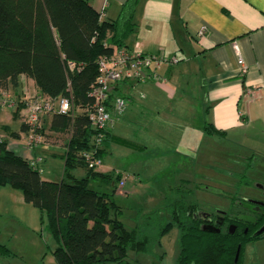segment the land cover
Here are the masks:
<instances>
[{
    "label": "trees",
    "instance_id": "obj_1",
    "mask_svg": "<svg viewBox=\"0 0 264 264\" xmlns=\"http://www.w3.org/2000/svg\"><path fill=\"white\" fill-rule=\"evenodd\" d=\"M139 2L127 0L118 17L107 20L89 0H0V90L17 89L21 76H26L40 94L70 97L74 104L69 114L51 115V128L69 134L62 177L43 179L41 170L11 150L8 140L2 138L0 187L20 190L24 201L45 216L47 228L59 242L53 252L56 264H132L130 251L151 252L174 225L180 230L177 264H243L246 244L264 237V232L254 234L264 218L251 223L228 216L219 232H208L197 215L198 203L177 191L178 196L164 209L144 214L142 221L128 227L114 199L121 174L89 168L81 156L91 148L94 135L84 108L93 103L89 92L99 75L98 59L110 55L113 46L125 45L134 31ZM27 130L23 123L20 132ZM204 131L225 135L211 123L205 124ZM11 136L20 135L12 132ZM108 143L139 152L145 149L109 131L103 146ZM103 152L102 147L99 156ZM76 168H84L85 175L76 176ZM232 223L237 226L234 233L229 231Z\"/></svg>",
    "mask_w": 264,
    "mask_h": 264
},
{
    "label": "crops",
    "instance_id": "obj_2",
    "mask_svg": "<svg viewBox=\"0 0 264 264\" xmlns=\"http://www.w3.org/2000/svg\"><path fill=\"white\" fill-rule=\"evenodd\" d=\"M126 1L109 0L104 19L115 20ZM89 2L100 12L105 0ZM134 23V31L123 46L133 48L139 44L144 52L175 55L180 59L176 65L161 66L155 78L126 82L112 92L126 98L124 113L129 112L136 124L135 136L127 139L145 147L140 154L148 155V164L162 165V159L169 155L170 145L175 153L189 157L196 151V138L208 135L203 127L196 128V114L186 88L194 85L205 93L207 121L224 131L223 137L240 135L242 143L252 144L264 139V0H140ZM203 27L206 33L199 35ZM234 43L247 65L245 74L240 72ZM29 86H32L30 95L25 92V87ZM12 91L16 95L10 93L16 107L0 108V137L8 140L11 150L26 158L29 153L23 148L25 133L20 131L27 109L22 100L38 89L31 78L21 76L19 87ZM120 118L115 117L111 123L110 134L120 136L113 131ZM51 124L52 116L43 117L42 132L50 130L54 135H62L55 132ZM12 132H18L20 136L13 137ZM56 141L44 143L35 154L43 156V163L51 158V168L41 167V174L46 171L56 174L60 161V179L66 143L62 139ZM112 145L108 143L104 148L103 165ZM103 165L101 172L117 170L107 166L103 170ZM80 170L83 169L76 168L74 174L78 176ZM84 175L85 172L78 177ZM127 178L123 186L127 184ZM3 193L11 197L10 209L27 213L25 218L29 222L34 219L31 217H36V212L29 207L32 205L24 201L18 189L2 186L0 194ZM0 204L5 205V201L0 199ZM49 264H56L54 256Z\"/></svg>",
    "mask_w": 264,
    "mask_h": 264
},
{
    "label": "rangeland",
    "instance_id": "obj_3",
    "mask_svg": "<svg viewBox=\"0 0 264 264\" xmlns=\"http://www.w3.org/2000/svg\"><path fill=\"white\" fill-rule=\"evenodd\" d=\"M186 88L196 114V128H204L209 123L204 111L205 93L196 85ZM8 90L15 95L12 88ZM31 90L32 86L25 87V92ZM76 112L82 110L76 109ZM121 117L116 122L114 133L126 138L135 136L136 124L132 115L127 112ZM42 134L44 143L54 140L56 143L58 139L67 143L69 138V134L54 135L50 130ZM254 142L242 143L240 135L228 138L205 135L196 138V151L189 157L175 153L170 145L167 150L169 155L162 159V165H150L147 154L112 143L102 169H106V166L117 169H112L110 173L114 176L121 174V180L128 176L125 186L121 180L117 182V194L114 196L122 209L120 218L128 227L142 221L144 214L164 209L170 200L178 196L177 191L186 193L204 211L229 210L234 209L235 203L245 202L243 200L247 197L264 201V139ZM106 145H102L103 149ZM58 163L56 174L46 171L41 174L43 178L58 180L62 169V163ZM50 164L51 158L41 167L51 168ZM101 167L96 170L100 171ZM82 169L78 176L85 172ZM181 178L184 179L180 181ZM0 199L5 201V205L0 204V245H3L0 247V264H49L59 242L47 228L45 216L42 218L39 209L29 206L36 212V217H31L34 219L29 222L25 218L27 213L10 209L9 194H0ZM7 208L8 211L1 212ZM242 209L240 207L239 210ZM179 236L180 230L174 225L159 243L151 247V252L137 254L130 251L132 264H177ZM243 264H264V237L246 244Z\"/></svg>",
    "mask_w": 264,
    "mask_h": 264
},
{
    "label": "built area",
    "instance_id": "obj_4",
    "mask_svg": "<svg viewBox=\"0 0 264 264\" xmlns=\"http://www.w3.org/2000/svg\"><path fill=\"white\" fill-rule=\"evenodd\" d=\"M109 0H105L100 17L106 16L105 9ZM206 28L203 27L199 35H204ZM235 53L240 65V72H247V65L244 62L241 51L234 43ZM180 59L175 56H168L162 53H149L141 50L139 44L133 48L128 46H113L110 55H103L98 59L99 75L96 84L91 88L89 95L93 103L84 108L87 113L91 128L94 131L91 148L81 152V156L88 164L89 168L98 169L103 165V160L99 156L106 132L115 117L124 114L127 107V100L123 96L113 95V91L120 84L126 82H145L150 78L158 76L157 70L163 65H176ZM25 104L27 113L24 123L28 130L25 133V143L23 148L29 153L26 159L32 166L41 170L44 161L42 155L35 154V151L44 144L42 134V120L47 115L69 114L73 109V99L66 96L51 98L39 92L26 97L22 100ZM16 107V102L12 99L7 90H0V108ZM2 139V137H0ZM124 177L121 184H124Z\"/></svg>",
    "mask_w": 264,
    "mask_h": 264
},
{
    "label": "flooded vegetation",
    "instance_id": "obj_5",
    "mask_svg": "<svg viewBox=\"0 0 264 264\" xmlns=\"http://www.w3.org/2000/svg\"><path fill=\"white\" fill-rule=\"evenodd\" d=\"M243 201L245 202L237 204L235 203L234 209L231 208L229 210L216 209L213 211H204L202 209H198L197 215L203 220V227L204 225L208 224L214 225L218 228L223 227L227 223L228 216L232 219H242L251 223H258L260 219L264 218V201L249 197ZM240 207L243 208L241 211L239 210ZM231 225L236 226V224L232 223L229 225V229ZM263 225L264 221L256 229V231L259 230ZM247 231L248 230L246 229L245 233H247Z\"/></svg>",
    "mask_w": 264,
    "mask_h": 264
},
{
    "label": "water",
    "instance_id": "obj_6",
    "mask_svg": "<svg viewBox=\"0 0 264 264\" xmlns=\"http://www.w3.org/2000/svg\"><path fill=\"white\" fill-rule=\"evenodd\" d=\"M203 229L205 231H208V232H219L220 231V228H218V227H216L214 225H208V224L204 225ZM235 230H236V226L235 225H231L230 229H229L230 233H234ZM263 232H264V225L259 230H257L255 232V235L261 234ZM239 253H240V247H238V251H237V255H236L235 261L238 260Z\"/></svg>",
    "mask_w": 264,
    "mask_h": 264
}]
</instances>
